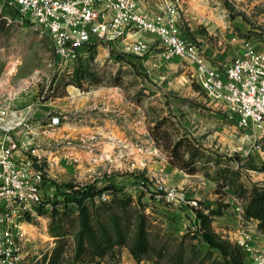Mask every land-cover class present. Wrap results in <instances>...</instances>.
Wrapping results in <instances>:
<instances>
[{"label": "rangeland", "instance_id": "rangeland-1", "mask_svg": "<svg viewBox=\"0 0 264 264\" xmlns=\"http://www.w3.org/2000/svg\"><path fill=\"white\" fill-rule=\"evenodd\" d=\"M209 3L216 13L226 10L230 18L242 13L252 26L264 30V0ZM9 11L11 20L0 21L1 90L11 109H32L37 153L49 179L46 195L56 191L54 181L94 182L99 187L114 183L122 197H133L131 211L140 208L138 198L143 195L151 240L145 260L226 264L219 251L195 234L200 227L195 207L206 213L222 207L223 214L214 216L212 230L220 239L235 243L233 233L241 224L238 207H244L246 217L250 197L246 189L264 182V129L240 126L209 99L194 77L191 62L160 55L154 35L144 34L153 44L142 55L124 44L95 40L78 58L66 61L57 55L48 33ZM182 26L183 35L212 62L223 67L232 60L234 43L227 44L221 58L214 50H221L223 43L214 39L203 22L184 16ZM233 30L238 32L236 27ZM77 74L85 87L93 78L102 82L88 90L71 84L80 89L73 96L64 83ZM79 98L82 101L75 104ZM52 115L61 117L55 127L48 125ZM159 122L163 127L157 129ZM166 129L174 141L184 139L187 159L195 154V171L171 162L173 148L162 137ZM63 220L59 233L49 213L24 223L29 232L25 250L35 264H77L73 263L77 222ZM244 227L256 239V232L249 225ZM57 247H61L59 253Z\"/></svg>", "mask_w": 264, "mask_h": 264}, {"label": "built area", "instance_id": "built-area-1", "mask_svg": "<svg viewBox=\"0 0 264 264\" xmlns=\"http://www.w3.org/2000/svg\"><path fill=\"white\" fill-rule=\"evenodd\" d=\"M187 1L163 0L151 13L141 10L138 0H0V21L11 20L13 9L17 19L30 20L48 33L57 55L66 61L78 58L95 40L119 41L142 55L152 44L144 34L154 35L160 55L191 62L209 99L240 126L264 129V51L244 39L231 61L223 67L215 64L182 33ZM31 111L11 109L0 83V264H35L25 250L29 232L24 223L40 218L41 209H52ZM60 121V115H52L48 125ZM238 209L241 224L234 242L245 252L246 264H264V232L257 219L243 215V206ZM244 225L256 232V239Z\"/></svg>", "mask_w": 264, "mask_h": 264}, {"label": "trees", "instance_id": "trees-1", "mask_svg": "<svg viewBox=\"0 0 264 264\" xmlns=\"http://www.w3.org/2000/svg\"><path fill=\"white\" fill-rule=\"evenodd\" d=\"M81 79L82 75L77 74L76 77L66 80L64 84L65 86L76 84L82 89L88 90L92 84L102 82L101 78H93L85 87ZM161 127L163 124L159 122L157 129ZM162 137L166 141V145L173 148L171 162L191 172L195 171V154L192 153L188 159L186 158L188 151L184 139L180 138L178 141H174L173 135L168 129L163 132ZM46 182L48 183L49 179ZM52 183L56 187L53 196H49L48 199L52 204V209L49 211L41 209L40 213H49L52 216L57 224L55 226L56 233L61 232L64 218L67 219V223L70 220H73L74 223L77 222V229L74 233L73 263L85 264L106 257L118 258L117 254L124 246L129 247L138 261L144 259L150 252L148 218L142 209L144 207L142 194L138 198L140 208L131 211L133 197H122L114 183H108L102 187L94 182L77 184L72 181L64 183L54 181ZM246 190L250 197L245 205V215L248 218L257 219L258 228L264 232V182L255 183ZM195 212L200 226L196 229L195 234L210 249L219 251L226 264H246V255L243 249L229 240L220 239L218 234L212 230L211 224L214 216L223 214L222 207L210 209L209 213L195 207ZM72 215H75L76 219L69 220ZM131 232L132 238H130ZM55 251L59 253L61 247H57ZM179 256L178 260H182L183 255Z\"/></svg>", "mask_w": 264, "mask_h": 264}, {"label": "crops", "instance_id": "crops-1", "mask_svg": "<svg viewBox=\"0 0 264 264\" xmlns=\"http://www.w3.org/2000/svg\"><path fill=\"white\" fill-rule=\"evenodd\" d=\"M162 1L163 0H138L140 9L151 13H154L158 10V4L162 3ZM201 1L202 2L199 0H188L184 7L186 12L185 14L187 17L189 16L190 18L198 19L199 22H203L210 31V34L214 35V39H217L218 37V41L223 43L220 45V47H222L221 50L217 47L214 50V54L216 56L224 58L223 53L227 47V44L231 42L234 44L230 49L235 50L236 55L241 50L242 41L245 39L244 37H246L248 40H251L257 46V48L264 51L263 29L252 26L245 19L242 13H238L234 17L230 18L228 11L226 10L223 11V14L216 13L214 9L210 10L207 6L210 4V0ZM198 5H201L202 8H199ZM205 8L208 10L207 12ZM233 27H236L238 32H234ZM149 40L151 41V39ZM111 43L123 45V43L119 41H111ZM79 91L80 89L75 85L70 84L67 86V92L73 96L78 95ZM81 101L82 100L79 98L75 104H80ZM117 255V261H109L106 257L104 259L87 262L85 264H155V262L145 259L138 261L127 246H124L121 252H119Z\"/></svg>", "mask_w": 264, "mask_h": 264}]
</instances>
